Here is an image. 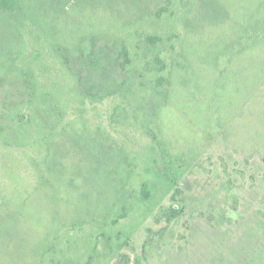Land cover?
<instances>
[{
  "label": "trees",
  "instance_id": "16d2710c",
  "mask_svg": "<svg viewBox=\"0 0 264 264\" xmlns=\"http://www.w3.org/2000/svg\"><path fill=\"white\" fill-rule=\"evenodd\" d=\"M173 5L0 0V88L16 91L0 99V264H105L113 241L130 248L124 229L111 232L151 200L154 169L167 168L148 102L158 113L196 108V126L224 128L225 140L242 127L255 135L233 151L264 163V0ZM171 17L180 32L164 37L157 30ZM109 98L119 100L113 119L130 115L150 137L144 153L89 124L85 105ZM182 213L178 205L158 210L165 227L143 244L146 258Z\"/></svg>",
  "mask_w": 264,
  "mask_h": 264
},
{
  "label": "rangeland",
  "instance_id": "374dc122",
  "mask_svg": "<svg viewBox=\"0 0 264 264\" xmlns=\"http://www.w3.org/2000/svg\"><path fill=\"white\" fill-rule=\"evenodd\" d=\"M173 2L177 12V0ZM174 30L180 32L176 17H171L161 22L157 32L165 37ZM15 94L14 85L0 88L2 100ZM148 103V121L154 122L152 130L161 142L159 154L164 158L161 164L167 168L154 169L148 177L151 200L138 204L134 219H127L111 232L112 236L124 229L130 248L113 241L105 248L109 252L105 264H259L254 257L264 256V163L258 157L246 160L243 153L233 151V146L239 148L235 143L245 146L255 134L245 136L243 128L236 125L237 136L229 135L225 140L221 136L224 128L215 133L196 126L192 117L196 108L190 116L176 104L158 113ZM117 105V98L87 103L84 116L93 129L102 128L128 150L144 153L150 137L130 115L113 119ZM73 117L76 114L68 116ZM263 133L259 130L257 137ZM19 160L24 182L32 183V170L22 157ZM93 182L100 185L98 180ZM227 182L232 184L229 191ZM109 187L105 184L99 191ZM168 205L182 206L183 213L146 258L143 244L165 227L163 222L156 223L155 216Z\"/></svg>",
  "mask_w": 264,
  "mask_h": 264
}]
</instances>
